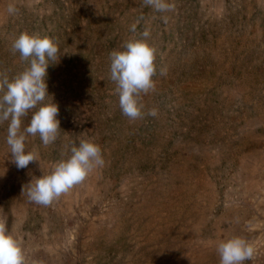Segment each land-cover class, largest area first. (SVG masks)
<instances>
[{"label": "rangeland", "instance_id": "374dc122", "mask_svg": "<svg viewBox=\"0 0 264 264\" xmlns=\"http://www.w3.org/2000/svg\"><path fill=\"white\" fill-rule=\"evenodd\" d=\"M170 2L159 13L143 0H0V72L26 67L11 51L23 31L55 37L61 53L47 75L58 139L26 140L39 163L18 169L0 124V217L26 264H219L218 242L234 235L256 250L246 264H264V0ZM133 23L158 50L156 90L143 95L157 115L135 121L109 70ZM81 139L105 166L50 206L31 202L36 177Z\"/></svg>", "mask_w": 264, "mask_h": 264}, {"label": "clouds", "instance_id": "9594fccd", "mask_svg": "<svg viewBox=\"0 0 264 264\" xmlns=\"http://www.w3.org/2000/svg\"><path fill=\"white\" fill-rule=\"evenodd\" d=\"M143 3L159 13L170 12L175 7L170 0H143ZM7 12L16 15L19 9L15 3H9ZM130 31L135 35L124 42L121 49L109 53V70L120 111L135 121L145 115H157L155 108L145 113L143 95L156 90L153 78L158 70V50L150 43L149 30L136 34L137 24L133 23ZM11 51L19 53L26 67L11 77L0 72V124L8 122L6 143L9 153L16 167L23 169L30 163H39V153L26 150L28 136H39L42 144L48 146L56 142L60 133L59 107L48 92L47 75L48 67L58 62L61 53L55 37L28 31L13 39ZM159 74L167 75V68H159ZM30 112L31 119L25 127L23 120ZM105 164L102 149L93 139L72 142L66 146L65 156L48 174L36 177L27 191L28 199L38 205L50 206ZM216 251L219 264H246L256 254L254 246L238 235L219 241ZM0 264H26L24 242L9 230L7 217H0Z\"/></svg>", "mask_w": 264, "mask_h": 264}]
</instances>
